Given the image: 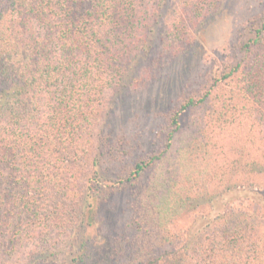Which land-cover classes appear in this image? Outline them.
Instances as JSON below:
<instances>
[{"label": "trees", "instance_id": "trees-1", "mask_svg": "<svg viewBox=\"0 0 264 264\" xmlns=\"http://www.w3.org/2000/svg\"><path fill=\"white\" fill-rule=\"evenodd\" d=\"M174 2L0 0V264H264V8L158 112L160 145L123 164L101 134L108 100L156 88L220 0ZM127 185L89 263L103 194Z\"/></svg>", "mask_w": 264, "mask_h": 264}, {"label": "rangeland", "instance_id": "rangeland-1", "mask_svg": "<svg viewBox=\"0 0 264 264\" xmlns=\"http://www.w3.org/2000/svg\"><path fill=\"white\" fill-rule=\"evenodd\" d=\"M174 3V0H164V17L172 16L170 11L174 10ZM263 8L264 0H220L217 14L212 15L199 26V34L195 37L193 45L164 69L163 77L160 78L156 88L150 84L145 90L115 95L113 99L108 100L104 112L107 110L113 123L106 124L101 134L102 136L110 134L122 151L120 157L123 159V164L136 160L137 157L160 145L158 134L163 126V118L158 112L163 113L171 106L176 95L184 87L187 76L207 69L212 60L228 50L235 43L244 24L250 18L259 16ZM164 24L165 22H160L162 27L158 28V31L156 29V35L159 36L166 28ZM198 58H202L200 63ZM172 80H177L178 87L170 82ZM120 167L122 166H115L105 158L100 166L105 174L120 172ZM146 181L147 174L141 186ZM131 190L132 188L127 185V187L108 190L103 194L100 223L96 234L89 242V252L92 255L89 263L94 261L95 256H99V261L103 258L109 245L120 233L119 230L128 222L131 215ZM224 199L231 200V197L225 196ZM242 203L247 204L245 201ZM14 259L15 257L9 262H13ZM52 260V263L48 261V264H65L69 261L63 258L60 261L56 258ZM20 263L29 264L28 261Z\"/></svg>", "mask_w": 264, "mask_h": 264}]
</instances>
